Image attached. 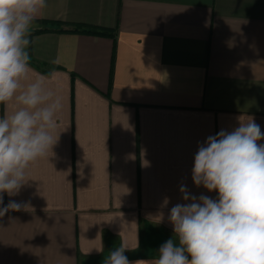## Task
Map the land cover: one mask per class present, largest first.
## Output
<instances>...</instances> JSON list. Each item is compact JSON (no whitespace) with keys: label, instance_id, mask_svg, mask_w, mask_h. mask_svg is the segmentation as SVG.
Masks as SVG:
<instances>
[{"label":"crops","instance_id":"crops-1","mask_svg":"<svg viewBox=\"0 0 264 264\" xmlns=\"http://www.w3.org/2000/svg\"><path fill=\"white\" fill-rule=\"evenodd\" d=\"M29 39L31 77L62 98L59 141L3 194L27 207L0 217V264H105L121 243L147 264L181 184L217 197L193 184L198 144L240 117L264 132V0H47Z\"/></svg>","mask_w":264,"mask_h":264},{"label":"clouds","instance_id":"clouds-1","mask_svg":"<svg viewBox=\"0 0 264 264\" xmlns=\"http://www.w3.org/2000/svg\"><path fill=\"white\" fill-rule=\"evenodd\" d=\"M46 7L47 0H0V205L3 194H19L29 167L49 158L59 141L62 98L44 76L30 75L29 36ZM238 120L232 131L208 136L194 155L193 184L217 197H197L181 184L185 203L168 214L173 236L147 264H264V132L253 117ZM26 207L10 200L0 217ZM129 250L121 243L105 264H138Z\"/></svg>","mask_w":264,"mask_h":264},{"label":"trees","instance_id":"trees-1","mask_svg":"<svg viewBox=\"0 0 264 264\" xmlns=\"http://www.w3.org/2000/svg\"><path fill=\"white\" fill-rule=\"evenodd\" d=\"M41 23L43 26L40 29L36 30V32L49 31L52 29L61 32L69 31V32L90 33V34H96L102 36H112V37L114 36V31L106 28H98L91 26L81 27L76 25L73 28L68 29L61 27L60 25L62 24V22L60 21L42 20Z\"/></svg>","mask_w":264,"mask_h":264},{"label":"rangeland","instance_id":"rangeland-1","mask_svg":"<svg viewBox=\"0 0 264 264\" xmlns=\"http://www.w3.org/2000/svg\"><path fill=\"white\" fill-rule=\"evenodd\" d=\"M153 250H154V251H157V250H158V247H155V246H154V247H153Z\"/></svg>","mask_w":264,"mask_h":264}]
</instances>
